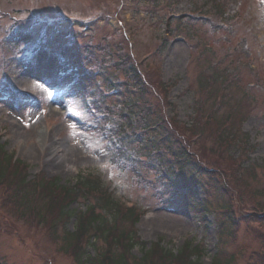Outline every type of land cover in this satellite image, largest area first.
I'll use <instances>...</instances> for the list:
<instances>
[{
	"label": "rangeland",
	"instance_id": "obj_1",
	"mask_svg": "<svg viewBox=\"0 0 264 264\" xmlns=\"http://www.w3.org/2000/svg\"><path fill=\"white\" fill-rule=\"evenodd\" d=\"M213 2L231 16L221 29L212 28L215 23L223 24L217 16L212 17L210 21L214 23L211 25L198 15L186 17L193 11L189 0H0V12L11 11L14 20L0 18V142L8 155L28 166L24 172L30 181L57 178L64 184L73 183L75 177L88 172L98 174L113 189L116 200H124L148 212L141 215L134 226L139 240L147 247L160 239L162 246L175 251L190 241L193 246L204 247L203 264H210L214 254L231 257L233 264H257L252 257L260 254L262 248L254 230L262 238L264 231L256 221H246L244 217L251 210L259 211V205L262 207L264 201V196L259 195L264 189V171L261 169L264 165V0ZM170 15L175 16L172 22L182 18L178 23L187 20L194 26H179L177 30L182 33L167 35L162 20ZM36 17L50 23L49 29L44 28L47 36L51 29L58 28L61 40L63 43L66 40L67 45L56 50L40 42L32 51L29 48L24 52ZM16 29L19 34L14 33ZM191 34H197L196 38ZM194 44H198V49L193 47ZM14 48L22 53L21 59L14 58L17 54ZM120 48L128 53L130 63L138 64L139 74L147 78L146 85L155 94L157 85L170 84L167 101L170 107L166 109V116L176 118L186 126L193 116L195 102L200 99L198 92L201 90L196 78L207 62L215 61L227 52L238 56L237 73L243 80L242 88L245 80L250 79L246 66L258 74L259 83L245 86L249 97L238 89L226 94L227 99L231 96L232 103L243 95L240 111L233 116L236 119L244 113L245 122L239 131H234V139L242 141L246 135L250 153L245 154L244 145L231 148L229 153L233 154L224 152L216 140V126L212 124L204 130H195L207 138L191 145L198 155L196 162L203 164L201 167L220 168L227 178L224 189L229 192L224 208L232 211L239 223L234 230H224L222 239L218 223L228 214L220 208L219 195L206 188L207 180L212 181L206 178V170L197 185L193 180L167 182L169 170L166 165L163 167L155 157L149 159L146 149L138 151L124 145L122 155H117L116 125H103L84 113L82 107L78 109L72 102L67 104L65 96H56L61 105L47 104L32 92V88L29 89L30 80L44 81L49 88L43 89V95L54 98L53 91L57 95L66 81L76 78L78 71L70 65L72 57L79 63L83 61L87 70H95L92 75H98V79L103 75L102 83L97 82L100 88L111 86L104 76L120 75L116 73L119 68H105L99 63L106 61L113 66ZM86 56L93 66L85 61ZM48 60L56 67L54 79L50 80L43 74L38 76L35 71L37 64L42 66ZM30 84L33 83L30 81ZM188 85H192L190 91L186 90ZM112 86L117 87L110 95L104 93L107 96L105 106H117L127 93L125 86ZM202 106L206 112L212 110L209 102ZM226 115L224 109L220 113L213 112V117ZM143 125V121L135 125L141 134L140 126ZM233 125L237 127L238 123L234 121ZM44 136L46 144L41 148L39 141ZM190 136L183 132L182 138ZM210 149L215 151H208ZM226 155L231 156L229 161L224 158ZM52 158L55 163L50 161ZM240 158L245 160L247 167L240 166ZM4 188L0 185V203L5 196ZM204 201L206 212L203 213L194 204ZM85 206L86 203L77 201L69 206V210L76 214L84 211ZM2 208L0 205V264H79L73 257L60 253L61 235L57 226L47 228L31 220L21 223ZM73 224L72 218L67 229L72 230ZM97 252L95 247L88 251L89 254ZM132 255L140 257L141 249L135 247Z\"/></svg>",
	"mask_w": 264,
	"mask_h": 264
},
{
	"label": "trees",
	"instance_id": "obj_2",
	"mask_svg": "<svg viewBox=\"0 0 264 264\" xmlns=\"http://www.w3.org/2000/svg\"><path fill=\"white\" fill-rule=\"evenodd\" d=\"M192 3L196 6V9H203L207 15H224L216 4H212L210 1H202L201 3L193 0ZM181 20L183 19L176 20V23H174L169 18L165 23L170 31L174 30L180 33L177 29L181 25V22L178 23ZM174 24V27L168 26H173ZM212 28L217 29L216 26ZM193 47L198 49V44H194ZM122 53L124 54L119 55L115 59L118 60V63L113 64L115 69L119 68L116 73L120 74L115 75V77L127 79V76L131 74L129 77L131 78L135 73V69L127 61L129 60L127 52ZM109 67L112 66L107 68ZM109 75H106V77ZM231 76L232 73L227 72L225 67L213 60L210 63L207 62L206 66L198 72L196 79L198 87L201 89L199 91L200 99L196 102L197 117L191 123L192 128L195 130H204L209 124L216 126L215 132H217L218 144L227 153L232 148L231 143L235 141L233 137L236 128L232 125L226 127V123L227 120H232L234 113L240 110L230 104V98L226 100V103L221 108L222 110L219 109L215 105V96L219 91L226 92L228 90L227 86L225 88L220 86ZM132 79L137 81V85L134 86V89L125 87L127 89L128 103L120 110H110V108L106 107L108 119L118 118L120 120L121 150L124 151L125 143V145H130L129 148L135 147L138 151L141 149L152 151L163 164L167 162L170 166H175L176 169L169 173L171 175L170 181L173 178L176 179L179 172L183 174V178H193L195 173L198 180H200L204 175L203 170L188 157V152L183 149L184 140L176 137L178 135L181 136L183 130L178 127L176 122H173L174 120L167 119L164 114L168 105L167 89L160 84V86L157 85L160 90L157 95L151 94L152 90L139 75H134ZM219 81L223 83L219 84ZM157 96L160 97V100ZM242 97L243 95L239 99L241 100ZM204 102L211 103L212 110L210 112H206V108L202 106ZM223 109L227 114L225 117H213V112L220 113ZM244 115V113H240L236 117L237 122L245 119ZM140 121L144 122V125L140 126L142 133L145 135V142H142L143 145L136 140L139 132L136 129L129 130L137 122L139 125ZM126 128H128V131H125ZM195 130L194 132H197ZM224 138H227L226 142L223 141ZM181 148L182 150L179 151ZM123 151L119 155H122ZM165 154H168V157H165ZM185 168L188 169V173L183 171ZM25 170L26 167L18 161H13L11 156L5 152L4 145L0 143V180L2 181L0 185L5 186L3 189L5 196L0 203L1 207H4L2 209L9 211L21 223L27 220L37 221L47 228H53L54 226L60 228V225H64L74 216L76 219L75 230L71 232L62 228L61 240L64 243V247L72 249V255H74L77 263L202 264L200 255L195 254L198 251L197 248H191L188 243L176 253L171 249L162 247L159 243H152L149 248H145V244L139 241L134 229L138 215L133 209L120 206L111 193L108 192V189L102 185L99 178L91 173L85 177H78L76 183L70 186L60 185L54 179L44 180L39 178L35 181H30L26 179ZM237 173L241 175L240 172ZM215 174H218V171H215ZM208 176L213 178L210 173H208ZM261 191L264 193V189ZM74 201L87 202L86 210L76 215L70 214L68 207ZM196 207L199 211H202L204 206L197 205ZM262 208H264V205L262 207L259 205V211L253 210L251 214L244 217V220L256 221L264 231V212H262ZM254 233L261 245L262 252L253 256L252 259L257 264H264V237L257 236L255 230ZM96 240L97 242H95ZM99 241H102L103 244H98ZM89 246L98 250L94 257H90L86 253ZM135 246L141 248L143 252L141 257L137 258L131 254L130 251ZM232 262L231 259H227V261L224 259V262H222L218 257L212 264H232Z\"/></svg>",
	"mask_w": 264,
	"mask_h": 264
},
{
	"label": "bare ground",
	"instance_id": "obj_3",
	"mask_svg": "<svg viewBox=\"0 0 264 264\" xmlns=\"http://www.w3.org/2000/svg\"><path fill=\"white\" fill-rule=\"evenodd\" d=\"M40 64L41 63L37 64L36 65V69H35V71L39 74L38 76H41L42 77V74H43V76H45L49 80L50 79H54V74H55L56 67L53 65V61H51V60L44 61L42 66ZM33 69L34 68H32V71H33ZM32 87L35 88V89H37L35 86H32ZM39 142H41L40 143L41 144V148H43L44 145L46 144V143H44V142H46L45 136L42 137V139H40ZM53 146L54 145L52 144L51 145V148H53ZM51 153H54V151H52ZM58 160H59V158H58ZM50 161H52V163H55L56 162L55 158H52Z\"/></svg>",
	"mask_w": 264,
	"mask_h": 264
}]
</instances>
